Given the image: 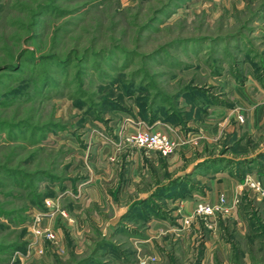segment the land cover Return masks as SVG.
I'll use <instances>...</instances> for the list:
<instances>
[{"label": "rangeland", "instance_id": "obj_1", "mask_svg": "<svg viewBox=\"0 0 264 264\" xmlns=\"http://www.w3.org/2000/svg\"><path fill=\"white\" fill-rule=\"evenodd\" d=\"M261 102L264 0H0V264H264Z\"/></svg>", "mask_w": 264, "mask_h": 264}, {"label": "built area", "instance_id": "obj_2", "mask_svg": "<svg viewBox=\"0 0 264 264\" xmlns=\"http://www.w3.org/2000/svg\"><path fill=\"white\" fill-rule=\"evenodd\" d=\"M238 121L243 122V116H238ZM132 143L139 147L148 150H154L161 156H168L172 154L176 148L177 141L161 130L149 129L148 127H142L134 132L132 136ZM250 187L260 189L258 183L249 182ZM225 203L224 197L221 195L216 204H212L207 200H202L197 204L196 213L205 217H210L215 214L216 211L223 208ZM53 237V235H49Z\"/></svg>", "mask_w": 264, "mask_h": 264}, {"label": "crops", "instance_id": "obj_3", "mask_svg": "<svg viewBox=\"0 0 264 264\" xmlns=\"http://www.w3.org/2000/svg\"><path fill=\"white\" fill-rule=\"evenodd\" d=\"M257 106L261 109V112L264 110V102H261L260 104H257ZM254 107V106H253ZM257 107V109H258ZM231 111V110H230ZM254 110H252V106H251V113ZM229 117H234V121L236 120L235 116L232 114V112H227ZM160 127V125H156L154 129ZM171 136V135H170ZM264 147V145H263ZM160 155V154H159ZM250 155V153H249ZM161 157V155H160ZM251 175L252 177L258 181L261 185V187L263 188L264 191V177L260 176L257 173H254V169H251ZM249 172V171H248ZM211 181H215L217 182V184L215 185V187L212 189V191H210L211 196L213 197V200L216 198L217 194H222L224 195V197L226 198V200L228 202H231L234 198H236L237 196L241 195V185L242 182H240V180H238L237 178H233V177H229L225 174V171H220V170H216V173L214 175V178L211 179ZM217 193V194H216ZM255 195H257L256 193H252V191H250L248 193V197L253 198ZM178 196V195H177ZM176 196V197H177ZM258 196V195H257ZM179 197V196H178ZM179 199V198H178ZM264 201V198L262 199ZM239 217L242 218L241 214L239 213ZM244 217V216H243Z\"/></svg>", "mask_w": 264, "mask_h": 264}]
</instances>
